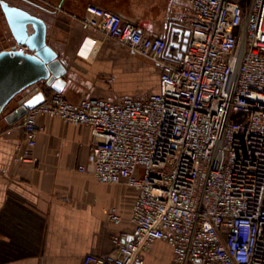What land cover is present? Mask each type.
<instances>
[{"label":"built area","instance_id":"1","mask_svg":"<svg viewBox=\"0 0 264 264\" xmlns=\"http://www.w3.org/2000/svg\"><path fill=\"white\" fill-rule=\"evenodd\" d=\"M188 4L181 57V48L169 50L171 39L185 38L179 30L178 40L149 35L87 4L84 24L161 67L159 90L79 103L47 91L25 115L15 162L35 161L39 117H59L90 129L99 181L135 191L133 229L114 234L112 252L88 253L83 264H145L158 240L172 246L174 264H264V0ZM109 218L121 221L116 206Z\"/></svg>","mask_w":264,"mask_h":264},{"label":"crops","instance_id":"2","mask_svg":"<svg viewBox=\"0 0 264 264\" xmlns=\"http://www.w3.org/2000/svg\"><path fill=\"white\" fill-rule=\"evenodd\" d=\"M89 3L119 13L149 35L160 34L168 40L174 35L178 40L188 0L21 3L48 20V42L66 69L59 92L67 100L143 98L158 91L161 67L157 63L81 21ZM57 5L61 10L55 9ZM14 45L23 49L0 4V51ZM112 76L114 80L109 81ZM44 89L57 91L48 85ZM19 98L0 116V264H83L88 253L109 254L115 249L113 235L133 229L135 191L122 183L99 181L91 161L90 129L59 117H39L35 161L15 162L26 139V113L13 117ZM114 206L121 215L119 223L109 218ZM145 264H174L172 246L158 240L146 254Z\"/></svg>","mask_w":264,"mask_h":264},{"label":"water","instance_id":"3","mask_svg":"<svg viewBox=\"0 0 264 264\" xmlns=\"http://www.w3.org/2000/svg\"><path fill=\"white\" fill-rule=\"evenodd\" d=\"M0 0L1 7L18 45L0 51V116L17 97L19 108L13 117L20 116L46 100L45 85L62 90L65 66L59 53L48 42V20L21 3L27 0ZM20 3V4H19ZM49 13V11H48ZM185 38L170 40L172 46L181 48V57L187 47L189 31L179 29Z\"/></svg>","mask_w":264,"mask_h":264},{"label":"trees","instance_id":"4","mask_svg":"<svg viewBox=\"0 0 264 264\" xmlns=\"http://www.w3.org/2000/svg\"><path fill=\"white\" fill-rule=\"evenodd\" d=\"M51 91V90H50ZM52 91H54V90H52Z\"/></svg>","mask_w":264,"mask_h":264},{"label":"snow or ice","instance_id":"5","mask_svg":"<svg viewBox=\"0 0 264 264\" xmlns=\"http://www.w3.org/2000/svg\"><path fill=\"white\" fill-rule=\"evenodd\" d=\"M83 54V53H82Z\"/></svg>","mask_w":264,"mask_h":264}]
</instances>
